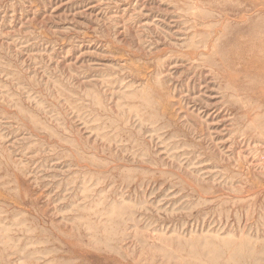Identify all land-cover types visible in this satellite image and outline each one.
I'll use <instances>...</instances> for the list:
<instances>
[{
	"label": "rangeland",
	"instance_id": "rangeland-1",
	"mask_svg": "<svg viewBox=\"0 0 264 264\" xmlns=\"http://www.w3.org/2000/svg\"><path fill=\"white\" fill-rule=\"evenodd\" d=\"M246 1L0 0V264H264Z\"/></svg>",
	"mask_w": 264,
	"mask_h": 264
},
{
	"label": "bare ground",
	"instance_id": "bare-ground-1",
	"mask_svg": "<svg viewBox=\"0 0 264 264\" xmlns=\"http://www.w3.org/2000/svg\"><path fill=\"white\" fill-rule=\"evenodd\" d=\"M247 1L249 2L250 0H247ZM247 1H246V2H247ZM248 2H247V3H248ZM244 3H245V2H244ZM257 7H258V6H257ZM257 7H256V8H257ZM262 8H263V7H262ZM262 8H260V6H259V9H262ZM263 10H264V9H263ZM263 10H261V11H263ZM260 39H262V38H260ZM215 71H216V72L218 71V64H217V63H215ZM219 72H220V71H219ZM221 72H222V71H221ZM223 73H224V72H223ZM221 75H223V74H221ZM226 75H227V74H226ZM257 143H258V142H257ZM263 163H264V162H263Z\"/></svg>",
	"mask_w": 264,
	"mask_h": 264
}]
</instances>
